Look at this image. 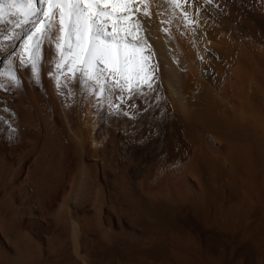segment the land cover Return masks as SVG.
Listing matches in <instances>:
<instances>
[{
  "label": "bare ground",
  "instance_id": "obj_1",
  "mask_svg": "<svg viewBox=\"0 0 264 264\" xmlns=\"http://www.w3.org/2000/svg\"><path fill=\"white\" fill-rule=\"evenodd\" d=\"M124 4L155 70L103 95L0 20V264H264V0Z\"/></svg>",
  "mask_w": 264,
  "mask_h": 264
},
{
  "label": "snow or ice",
  "instance_id": "obj_2",
  "mask_svg": "<svg viewBox=\"0 0 264 264\" xmlns=\"http://www.w3.org/2000/svg\"><path fill=\"white\" fill-rule=\"evenodd\" d=\"M45 3L47 11L37 7V4ZM122 4L125 11H134L124 4V0H0V20L6 15H11L20 16L23 22H28L31 17L42 15L47 18L48 23L37 19L34 25H42L43 30L47 32L58 14L61 37L57 39H62L63 34L67 33L65 50L70 55L72 64L78 65L73 71L81 72L87 81L94 82L103 95L112 87H118L121 91L127 87L132 91L140 81L141 72L146 70L150 76L155 70L154 66L150 67L146 63L150 57L137 58L136 50L147 41L142 40L130 45L127 40L126 36L130 32L121 24L124 16L115 13V9ZM109 20L114 21L111 32L107 31ZM135 27L139 28L138 21ZM40 30V27H37V31ZM122 32H125V35H121ZM57 48L60 49L61 45L57 44ZM61 55L63 57V53ZM141 60L145 63L141 64ZM32 69L35 72V62ZM109 80L114 84H109ZM143 82L151 87L147 78Z\"/></svg>",
  "mask_w": 264,
  "mask_h": 264
}]
</instances>
